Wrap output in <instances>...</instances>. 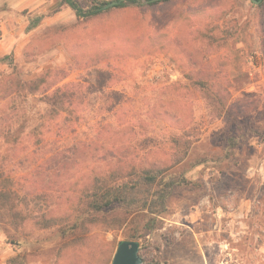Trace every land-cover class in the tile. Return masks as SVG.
Returning a JSON list of instances; mask_svg holds the SVG:
<instances>
[{
	"label": "rangeland",
	"instance_id": "1",
	"mask_svg": "<svg viewBox=\"0 0 264 264\" xmlns=\"http://www.w3.org/2000/svg\"><path fill=\"white\" fill-rule=\"evenodd\" d=\"M102 12L79 20L60 0H0V264H112L148 218L114 209L70 226L120 157L200 184L173 190L140 240L144 263L264 264V140L225 151L220 112L264 133V0ZM68 85L85 99L55 116L45 96Z\"/></svg>",
	"mask_w": 264,
	"mask_h": 264
},
{
	"label": "trees",
	"instance_id": "2",
	"mask_svg": "<svg viewBox=\"0 0 264 264\" xmlns=\"http://www.w3.org/2000/svg\"><path fill=\"white\" fill-rule=\"evenodd\" d=\"M84 1H86V3H82L81 0H60V4L71 8L79 20H90L101 15L103 13V7L115 2H104L101 0H83V2ZM116 1L119 2L116 8L135 7L139 9L143 3L148 4V6H156L174 0ZM262 4L263 1L260 5ZM10 70L11 76H18V70L16 68H10ZM100 78L111 80L112 76L106 78L101 75ZM38 79L42 80L43 77L37 78L29 84L24 83L21 88H28L31 91L38 89ZM81 88L82 87L79 85H68L57 89L49 97L45 96V101L49 105L53 115L60 116L62 113L70 111V107H73L72 104L74 100L80 101L83 98L85 99V97H82L84 93ZM223 93L227 94L226 90L223 91ZM88 94L90 95L92 93L88 92ZM220 110H222L220 111L222 112V118L227 120L226 135L223 137L225 151L228 150L233 154L253 138L264 140V133L255 129L251 125V122L244 118L243 114L233 112L231 109L228 110L225 104ZM88 147L90 146L84 142L78 143L72 146L71 151L79 152ZM188 152V147L185 146L184 152H182L184 154L180 159L176 160L177 163H181L188 155ZM127 158L128 157L118 158L115 162L116 168L113 169V167L109 175L96 178L91 184L92 186L84 190L82 199H85V202L83 209L80 210L83 215L70 226V230L75 231L81 228L82 224L80 221L85 215H89L87 216L88 218H96L94 214L100 215L103 212H112L114 209H120L127 217L134 213H140L148 219L144 221L142 228H131V234L129 236V240L138 242L140 246V240L150 235L151 232L158 227V223H160L162 216L167 213L170 197L174 189L179 187H200L199 183L189 178L183 176H167L166 172L169 170V167L157 169L142 165L137 168L134 163L127 162ZM177 163H173L170 167ZM124 164H126L127 167L121 168L120 166ZM4 195V192H0V201ZM1 207L2 206H0V212L2 209ZM117 220L119 219H115V221ZM139 255L142 258L140 252Z\"/></svg>",
	"mask_w": 264,
	"mask_h": 264
},
{
	"label": "water",
	"instance_id": "3",
	"mask_svg": "<svg viewBox=\"0 0 264 264\" xmlns=\"http://www.w3.org/2000/svg\"><path fill=\"white\" fill-rule=\"evenodd\" d=\"M255 4H260L263 0H250ZM119 5L118 1L112 2L103 7L102 10H108L110 8ZM140 246L135 241H121L117 245L116 252L114 254L112 264H146L139 255Z\"/></svg>",
	"mask_w": 264,
	"mask_h": 264
}]
</instances>
